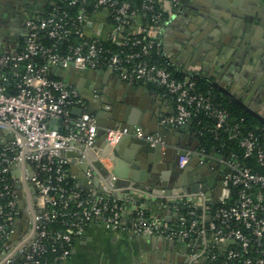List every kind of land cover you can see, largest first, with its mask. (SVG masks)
Wrapping results in <instances>:
<instances>
[{
  "label": "built area",
  "instance_id": "obj_1",
  "mask_svg": "<svg viewBox=\"0 0 264 264\" xmlns=\"http://www.w3.org/2000/svg\"><path fill=\"white\" fill-rule=\"evenodd\" d=\"M134 2L48 0L42 12L26 18L19 52L6 53L0 45V130L13 136L0 144V264H59L92 223L140 236L181 239L191 247L201 241L186 264H199L206 258L220 264L219 255L224 258L222 264H234L240 258V264H264V127L248 130L242 122H233L229 111L211 92L201 90L194 78H176L167 65L150 60L154 51L161 53L156 34L168 17H163L167 13L163 3L169 2L173 11L182 0ZM158 3L161 10L156 7ZM142 12L150 13V26L141 19ZM100 13L105 14V24L95 31L92 23ZM22 62L24 67L19 70ZM71 63L81 70H108L129 84L164 87L175 106L172 114L162 118L165 126H188L200 115L208 118L210 133L224 141L212 151L200 141L196 151L181 157L179 167H184L193 154L201 157L202 165L216 164L212 170L223 165L219 203L208 205L203 191L157 195L142 190L144 197L177 212L179 220L171 224L149 216L146 205L139 201L128 214L124 197L118 193L119 178L110 169L108 179L95 193L71 184L72 158L65 154L79 152L82 145L86 147L85 157L96 151L99 130L80 92L53 73L60 64L67 67ZM74 108H82V114L73 115ZM52 118H62L64 126L70 128H50ZM107 131L112 145L127 135L158 142L141 126ZM98 160L105 164L107 159L98 156ZM94 173L88 166L85 175L89 185ZM17 182L34 191L26 207L28 227L15 239L22 230L17 224ZM229 239L235 243L225 252L213 243Z\"/></svg>",
  "mask_w": 264,
  "mask_h": 264
},
{
  "label": "crops",
  "instance_id": "obj_2",
  "mask_svg": "<svg viewBox=\"0 0 264 264\" xmlns=\"http://www.w3.org/2000/svg\"><path fill=\"white\" fill-rule=\"evenodd\" d=\"M8 1L10 2L11 0L0 1V45L6 53L16 54L22 49L24 44L26 18L42 12L48 0H23L25 4L22 6V9H20L22 10V12H20L21 15L12 13ZM193 3H197V5H209L215 12L216 20L220 17L222 20L224 16L225 18L229 17L232 11L233 15L235 14L236 17L232 18L233 20L229 25L227 23L223 24L225 20L221 21L223 23L219 25L214 23H217L216 20H212L213 22L206 20L208 26L205 31L203 30L202 35L199 37L198 35L193 36L196 37V41L192 46H189V48L191 47L193 49L192 52H194V56L190 64H188V68L206 71L216 76L218 79H222V81L230 87L237 86L235 80L239 75L233 66L234 63H232L236 58L235 53L238 52L237 46L241 44L246 49L249 48L248 44L241 40L237 43V40H239L238 36L245 31L244 29L242 31L238 24L242 22L241 19L243 16H249V14L246 13L248 9L245 8V0H195ZM163 6L168 16H171L173 14L171 4L169 2H164ZM188 11H191V14L195 13V15L197 12L196 9L192 10L190 8L187 10V13ZM240 14H242V16ZM104 19V13L98 14L94 17L92 28L95 31L102 28V25L105 24ZM182 19L185 21L186 16ZM226 21H228V18ZM139 22L141 21H138V24ZM177 32V28L171 27L165 35L168 52L171 54L174 51L172 39ZM233 33H236L238 36H234ZM259 42L260 45L257 46V49H260L262 52L261 54L255 52L253 55H255L256 58L257 56L260 58L262 56L263 60L260 61L258 59V61L255 62L256 58H254V60L253 58H247V64L245 66H251L247 76L249 79L252 78L253 68L254 70L257 69L264 73V37ZM246 71H248V68ZM88 84L90 87L97 86L107 91L108 95L106 98L110 100L111 103L120 101L122 105L130 107L136 116H142L144 123H146L151 130H159L160 126H163L161 123L162 118L175 111L174 102L165 93L162 87L159 90L138 83L135 85L139 87L143 86L149 91H145V89L142 88L132 89L116 82L112 77H96L90 80ZM244 92L246 93L245 96H247V89H244ZM158 116H161V118L159 119ZM171 129H173L171 126H165L163 130L165 143L183 144L188 151H193L192 148L198 145L197 140L199 137L195 136V131L191 126L181 127L178 134H176L177 132L173 133ZM7 139V136L0 135V144H5ZM107 145V141L98 131L96 151H91L87 156L88 165L95 173L92 178L93 184L89 185L86 189L94 193L100 190L103 182L108 179V169L111 171L116 167L114 160L109 158V155L113 156V152L106 150ZM166 145L167 144H165V146ZM115 146H118V144H115ZM123 152V156L118 159L119 171L122 174L121 176L128 174L130 178L127 180L122 179L118 182V193L124 195V204L128 214L131 213L133 205L139 201L146 205L149 216L162 219L171 224H176L179 220V215L175 210L163 206L158 200L143 196L144 193H142L143 191L140 186L144 180H149L153 177V160H150V158L144 154H140V160L137 159L136 156L140 152L134 150L130 144L123 146ZM98 156H104L107 159L105 164L98 160ZM152 158L154 157L152 156ZM78 170V168L71 169L69 167V173L76 186L84 184L82 182L83 180H79ZM168 175L169 178H173L171 173ZM175 184L176 182L174 185ZM21 191L26 209L30 204L34 189L29 187L26 183H23ZM19 227L22 230L24 228L21 225H19ZM22 230L19 231L15 239L21 236ZM201 244L202 242L200 241L196 243L195 246L191 247L187 242H182L178 239L168 240L161 236H140L122 229L106 228L100 223H92L87 227L84 234L74 241L72 252L68 258L59 264H186L189 254L194 251V249L199 248ZM220 249L225 250L226 246H220ZM199 264L212 263L203 260Z\"/></svg>",
  "mask_w": 264,
  "mask_h": 264
},
{
  "label": "water",
  "instance_id": "obj_3",
  "mask_svg": "<svg viewBox=\"0 0 264 264\" xmlns=\"http://www.w3.org/2000/svg\"><path fill=\"white\" fill-rule=\"evenodd\" d=\"M195 0H182L181 4L173 10V14L168 16L164 23L161 25L159 31L156 36L160 42L161 46V55L164 59V63H166L170 68L175 70L178 74L183 75L184 77L189 78H199L201 80L209 83L213 88L220 91L222 94L226 95L231 101L238 104L244 110L252 114L256 117L262 124H264V114L261 113L257 107L252 106V104L248 103L244 99V95L239 91H244L247 89V92L253 94L259 87L254 80V77L249 79L247 78V58L251 59L256 58L253 53H260V49H257V46L260 45V40L264 37V0H245V8L248 9L246 12L249 14L247 17H242V22L238 24L239 28L244 32L240 34V36L233 33L234 36H238V41H243L248 44L249 48L243 47L241 44L238 47V52L236 54V58L234 60L235 70L238 72V78L236 77L235 83L237 86L230 87L225 84L222 79H218L216 76H213L206 71H202L199 69H189L188 64H190L192 57L194 56L193 49L189 46H192L196 37L193 36H201L203 30L205 31L208 24L206 20L211 22L212 20H216L215 12L211 9V7L207 4L197 5V3H193ZM195 10L196 15L191 14V11L188 9ZM238 14V13H237ZM242 16V14H240ZM186 16L185 21L182 18ZM235 14L232 13L229 17L225 16L222 18H218L216 25L227 23L228 25L235 18ZM198 18V19H197ZM228 18V21L226 19ZM183 22V24H182ZM213 22V21H212ZM171 27H175L178 29V32L174 34L172 39L173 45V53L168 52V48L166 45L167 39L165 38L166 32L169 31ZM202 31V32H201ZM194 38V41H193ZM264 46V45H263ZM192 53V54H191ZM259 54V56H260ZM263 60L261 56L256 58L255 62ZM53 73L56 77L64 79L67 83L75 87L83 99L86 101L88 106V112L96 117V122L99 127V133L102 137L107 141L106 150L113 152V156L109 155V158L114 160L116 163V167L111 170V173L116 175L119 178V181L122 179H129L128 174H122L119 171V158H121L124 154L123 146L126 144H130L134 150H138L140 153L136 156L137 159L140 160V154L147 155L150 160H153V177L149 180H144L141 184V190H149L152 193L157 195H174V194H182L189 192H198L203 191L207 198L208 205L216 206L219 203V196L221 194L223 188L222 179H217L215 177V170L211 169V166H216V164L210 165L200 164V156L193 154L188 160L187 164L184 167H179V161L182 156H185L187 153V148L183 144H173V143H165L163 130L165 126H160L159 130H151L148 128L142 116H136L134 111L127 107L126 105H122L120 101L117 103H111L110 100L106 98L108 95L107 91L102 90L97 86L90 87L89 81L95 79L96 77H112L116 82L120 84L130 87L132 89L142 88L145 91H149L145 87L137 86L135 84H129L122 80L119 76L112 72H108L107 70H95V69H86L81 70L77 69L73 63L69 66L64 67L63 65H59L53 68ZM164 88V87H162ZM261 95H264V86L260 88ZM259 93V92H258ZM115 98V97H114ZM117 99V98H116ZM83 112L82 108H74L72 110L73 115L80 116ZM160 119L161 116H158ZM158 121V120H157ZM192 122L189 123L188 126H191ZM128 127L132 130L135 126H141L144 130L153 134L158 142L153 144L150 141L145 139H140L133 137L131 135L124 136L117 144L118 146L112 145L107 140L108 131L107 129L116 128V127ZM49 127L52 129H56L62 131L63 129L68 130L70 125L64 126V121L62 118H52L49 123ZM173 133L180 131L181 127H172ZM0 135H5L8 137V140H12L13 136L7 130H0ZM195 136H197V131L195 132ZM198 145L195 148H192L193 151H196L198 146L200 145V140L198 139ZM128 142V143H126ZM165 144H167L165 146ZM86 147L82 145L79 149V152H67L65 155L71 157L70 168H78L79 180H83V185H79L81 188H86L89 185V180L85 172L88 169V160L86 156ZM88 156V154H87ZM152 156L154 158H152ZM115 157V158H114ZM78 159H82L79 161ZM157 161V163H156ZM14 168V173L19 176L18 171ZM29 170L32 168L30 165L28 166ZM169 173L173 175V178H169ZM95 182V181H94ZM176 184L174 185V183ZM96 184V183H95ZM18 188V202L20 208L19 218L17 219V224L23 226V230L21 234L26 231L28 227V218L27 212L25 209L23 194H22V182H17ZM124 197V195H119ZM182 215V214H181ZM20 231V230H19ZM18 231V233H19ZM18 233L16 235H18ZM15 235V237H16ZM179 241L185 242L184 240L178 239ZM217 249L221 252H225V250H221L220 246H229L235 243V240L229 239L225 242L214 241L213 242ZM197 251V249H195ZM208 260L207 258L205 259Z\"/></svg>",
  "mask_w": 264,
  "mask_h": 264
},
{
  "label": "trees",
  "instance_id": "obj_4",
  "mask_svg": "<svg viewBox=\"0 0 264 264\" xmlns=\"http://www.w3.org/2000/svg\"><path fill=\"white\" fill-rule=\"evenodd\" d=\"M141 2H143V0H135L134 4L140 5ZM156 7L158 10H161L162 4L158 3ZM167 16L168 14L164 12L163 17H167ZM140 17L144 21L145 25L150 26L152 24L150 13L142 12ZM46 42L49 43L48 41ZM150 60L159 65H167L166 63H164V59L161 53H157L155 51L153 52ZM23 67H24V62L20 63L19 70H21ZM169 69L176 78H180V79L184 78L183 75L178 74L172 68L169 67ZM194 80H196L197 85L201 90L206 91V92H211L214 95L216 102L220 103L224 108H226L229 111L231 120L233 122H242L244 127L248 130H253L258 127H264V124H262L256 117H254L252 114L244 110L242 107H240L235 102L231 101L226 95L222 94L220 91L213 88L209 83L199 78H194ZM147 86L151 88H156L159 90L161 89V86H156L153 84H147ZM209 125H211V121L205 116L200 115V116L193 118V123H192L191 128L194 131H199L198 137L203 147H205L208 151L217 150L221 146V142H223L224 140L215 139L208 129ZM226 143L227 145L228 144L230 145V142L227 141ZM1 150H2V146L0 145V151ZM70 182L71 184H75L71 176H70ZM0 245H1V240H0ZM217 261H219V263L222 264L224 261V258H222V256L219 255ZM241 261H242V258L237 259L234 261V264H240Z\"/></svg>",
  "mask_w": 264,
  "mask_h": 264
},
{
  "label": "flooded vegetation",
  "instance_id": "obj_5",
  "mask_svg": "<svg viewBox=\"0 0 264 264\" xmlns=\"http://www.w3.org/2000/svg\"><path fill=\"white\" fill-rule=\"evenodd\" d=\"M9 3H10L12 13H14L15 15L16 14L21 15L20 12H22V10L20 9H22V6H24L25 2L23 0H11ZM247 68H248L247 73H249L251 66L248 65ZM257 68H260V67H257ZM252 71H253L252 78L254 77V80L256 81L259 88L255 92H253V94H249L247 92V96H245L246 93L244 91H241V93L244 95V99L248 103L252 104V106L254 107H257L258 110L264 114V95H261V90H260V88L264 86V73L258 71L257 69L254 70V68ZM224 172H225V167L223 165H218L215 169V177L217 179H220V178L222 179Z\"/></svg>",
  "mask_w": 264,
  "mask_h": 264
}]
</instances>
